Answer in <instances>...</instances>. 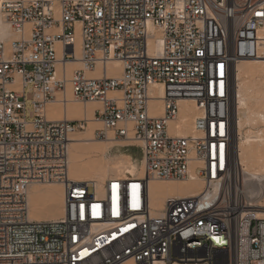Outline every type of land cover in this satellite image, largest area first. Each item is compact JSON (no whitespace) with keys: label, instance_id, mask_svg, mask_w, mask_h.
<instances>
[{"label":"built area","instance_id":"2783aa9c","mask_svg":"<svg viewBox=\"0 0 264 264\" xmlns=\"http://www.w3.org/2000/svg\"><path fill=\"white\" fill-rule=\"evenodd\" d=\"M0 13L15 35L0 39V264H264L234 111L235 65L264 60V0H0ZM68 85L99 103L96 139L141 151L142 174L70 177L88 121L47 114ZM182 101L197 108L190 135L172 126ZM193 180L196 195L152 206L151 181ZM45 183L63 185L64 215L30 219L28 190Z\"/></svg>","mask_w":264,"mask_h":264},{"label":"bare ground","instance_id":"6f19581e","mask_svg":"<svg viewBox=\"0 0 264 264\" xmlns=\"http://www.w3.org/2000/svg\"><path fill=\"white\" fill-rule=\"evenodd\" d=\"M15 37L9 26L4 22L0 13V39L10 41ZM77 56L80 52L77 50ZM82 66L81 61L68 62L69 73ZM62 64H58V71ZM122 69L119 60L108 62V73L118 76ZM88 75L100 77L103 75V65L99 63L97 69L88 72ZM264 78V60L243 59L234 68V111L236 128L239 129L238 139L239 158L244 169V192L248 191L246 198L253 206L257 207L259 217H264V84H257L254 81ZM260 80V79H259ZM259 83V82H258ZM70 85L64 93L58 92L57 99L47 107V114L52 119H84L89 122L85 131L73 133L70 143V177L74 181H104L112 176L132 173L142 174L140 162L130 155L115 160L114 166L106 163H95L86 161L91 153L88 151L90 143H105L101 152L105 158L115 146H132L120 139L109 138L100 141L94 137V131L101 126V123L94 120V110L99 106L97 102H89L84 106L75 104ZM153 97H161L162 90H154ZM161 100H151L150 106L160 108ZM197 115V108L192 101L181 102V113L179 121L172 123L179 135H190L194 133L193 122ZM247 125L258 126V129L251 130ZM252 128V127H251ZM256 128V127H255ZM236 146V147H237ZM93 150V149H92ZM89 152V154H88ZM97 152L92 151V153ZM98 155V154H97ZM96 155V157H97ZM91 157V156H90ZM95 157V154L93 155ZM108 159V158H106ZM112 159V158H111ZM117 159V158H116ZM112 163V161H111ZM124 175V176H125ZM201 188L198 180L186 182L173 181H151V204L155 209H162L165 200L170 196H193ZM65 192L63 185L59 183L32 184L28 190L29 216L33 220L59 219L64 215ZM125 264H133L131 261Z\"/></svg>","mask_w":264,"mask_h":264},{"label":"rangeland","instance_id":"374dc122","mask_svg":"<svg viewBox=\"0 0 264 264\" xmlns=\"http://www.w3.org/2000/svg\"><path fill=\"white\" fill-rule=\"evenodd\" d=\"M260 79V80H259ZM263 79V80H262ZM258 78L255 79L254 81L251 80V82H255L257 84H261V80H262V84H264V78ZM259 82V83H258ZM71 98L74 100V103L75 104H82L83 106L87 103H83V102H80L78 101L77 99L74 98V96L71 95ZM89 126V122H88V125ZM252 127V128H251ZM256 127V128H255ZM87 128V127H86ZM85 128V129H86ZM248 128H250L251 130H255V129H258V126H252V125H247L244 129L247 130ZM82 130V131H85ZM249 130V129H248ZM82 131H78L79 134L81 135V132ZM246 132V131H245ZM100 141H104V140H100ZM105 144V143H104ZM103 143H90L89 145H86L88 147V151H90L91 153L89 154V157L87 158L86 161L90 162V161H94L95 163H106L107 165H110V166H114V162H116L117 160L121 159V158H124L125 156L127 155H130L132 156L133 158L137 159V160H140L141 158V151L137 148V147H134V146H115L114 148L111 149L110 151V154L109 156H107L106 159L105 156L99 152L103 146H104ZM93 149V150H92ZM97 151L95 153H92V151ZM95 154V157H93V155ZM98 154V155H97ZM97 155V157H96ZM91 156V157H90ZM112 158V159H111ZM117 158V159H116ZM116 160V161H115ZM112 161V163H111ZM125 174H121V176H124ZM245 195L249 196V193L248 191H246ZM263 203H264V200H263ZM44 220V219H43Z\"/></svg>","mask_w":264,"mask_h":264},{"label":"snow or ice","instance_id":"6c2138e0","mask_svg":"<svg viewBox=\"0 0 264 264\" xmlns=\"http://www.w3.org/2000/svg\"><path fill=\"white\" fill-rule=\"evenodd\" d=\"M222 127V126H221Z\"/></svg>","mask_w":264,"mask_h":264}]
</instances>
